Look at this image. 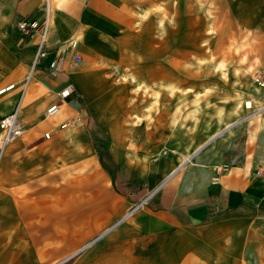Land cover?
<instances>
[{"label": "crops", "instance_id": "0c3cea01", "mask_svg": "<svg viewBox=\"0 0 264 264\" xmlns=\"http://www.w3.org/2000/svg\"><path fill=\"white\" fill-rule=\"evenodd\" d=\"M46 15V0H0V88L17 84L0 96V115L18 104L38 52V34L23 35L17 24L42 23ZM174 15L175 0H50V54L29 83L43 91L21 105L28 133L0 162V232L6 228L8 241L17 226H41L50 227L41 234L48 241L80 246L102 235L80 264H264V177L255 174L264 169V120L258 130L221 134L196 155L200 163L182 159L189 157L186 139L183 150L159 157L160 145L176 146ZM139 47L160 64L146 78L167 81L152 93L153 121L128 120L123 115L134 109L116 95L120 67L136 62ZM57 55L65 69L53 78L48 64ZM73 55L82 58L77 69ZM130 79L145 78L132 72ZM67 85L73 94L62 101L57 92ZM53 103H61V115L45 125Z\"/></svg>", "mask_w": 264, "mask_h": 264}, {"label": "rangeland", "instance_id": "374dc122", "mask_svg": "<svg viewBox=\"0 0 264 264\" xmlns=\"http://www.w3.org/2000/svg\"><path fill=\"white\" fill-rule=\"evenodd\" d=\"M185 1L191 3L190 9H184ZM170 20V36L175 40L176 93L170 122L175 125L176 146L160 145L159 157L183 150L186 139L190 152L182 159H186L185 164L200 163L196 155L226 131L262 128L264 87L255 82V77L264 74V0H175V15ZM163 51L161 48L160 56ZM133 52L136 62L120 67V92L116 95L123 105L128 100V107L134 109L123 115L128 120L153 121L152 93L167 88V81L146 78L160 66L152 62L149 48L139 47ZM132 72L145 79L131 80ZM258 87L263 93H255ZM167 121V113L159 116L161 125ZM189 158L191 161H187ZM46 228L44 232L50 227ZM39 232L42 229L37 226H17L15 240L8 241L6 228L1 231L0 264H80L102 238L80 246L69 239L48 241Z\"/></svg>", "mask_w": 264, "mask_h": 264}, {"label": "built area", "instance_id": "2783aa9c", "mask_svg": "<svg viewBox=\"0 0 264 264\" xmlns=\"http://www.w3.org/2000/svg\"><path fill=\"white\" fill-rule=\"evenodd\" d=\"M50 0H46L47 5V15L46 18L42 23L36 21H29L24 19L17 24L18 30L26 36L31 34L37 33L40 40L38 45V52L34 58V61L31 65V69L29 74L27 75L26 79L24 80V88L21 91L20 100L14 110L6 115H0V162L3 158V155L8 146L13 144L14 142L18 141L19 139L23 138L27 133V125L24 123L21 115V103L23 96L26 92V87L29 85L31 80L33 79L34 73L36 70L42 66L45 59L49 56V51L46 49L47 43V36H48V26H49V16H48V9H49ZM69 47L74 49L77 47V42L73 41L69 43ZM64 58L62 55H57L55 58L50 60L48 64V72L51 77L57 78L62 72H64L65 65H64ZM82 62V58L78 55H73L72 62L70 67L72 69H77ZM255 82L264 87V74L260 73L256 75ZM16 83L8 84L2 86L0 88V96H3L16 88ZM73 94V87L71 85H67L66 87L62 88L57 92L58 97L60 100L65 101L69 99ZM61 111V103H53L51 104L46 110V117H53ZM67 125V122L62 123L60 127L64 128ZM45 139L51 138V131H46L43 135ZM187 161H191L190 158ZM226 167H218L216 168L217 174H221L223 171H226ZM255 174L257 176L264 177V169L263 170H256ZM158 188L154 191L156 192ZM148 194L145 196L141 201H139L128 213L127 216L132 215L135 211L142 208L147 202L149 201L150 197L153 193ZM65 262V261H64ZM62 262V263H64Z\"/></svg>", "mask_w": 264, "mask_h": 264}, {"label": "bare ground", "instance_id": "6f19581e", "mask_svg": "<svg viewBox=\"0 0 264 264\" xmlns=\"http://www.w3.org/2000/svg\"><path fill=\"white\" fill-rule=\"evenodd\" d=\"M154 4V3H153ZM153 6V5H152ZM161 8H163V7H161ZM158 11V10H157ZM163 11H164V9H163ZM162 11V12H163ZM145 13V12H144ZM147 16V15H146ZM145 16V17H146ZM164 16V15H163ZM163 20V19H162ZM212 31V30H211ZM245 61V60H244ZM243 63V62H242ZM244 66V65H243ZM36 76V75H35ZM37 85H38V83H37ZM22 86V85H21ZM20 86V87H21ZM23 88V87H22ZM261 88V87H260ZM259 87L258 88H256L255 89V93H263V90H261ZM39 90H42V87L40 86H35V85H28L27 86V89H26V92H25V96L23 97V99H22V103H21V105L22 106H24L27 102H30V101H28V99H29V96L32 94V93H38L39 92ZM45 90V89H44ZM18 91V90H17ZM43 91V90H42ZM47 91V90H46ZM46 91H44L43 92V94L46 92ZM50 91V90H49ZM11 93V92H10ZM37 95V94H36ZM42 96V95H41ZM37 98V97H36ZM33 100V99H32ZM69 105H71V104H69ZM247 105L248 106H250L251 105V102H248L247 103ZM258 105V104H257ZM259 106V105H258ZM73 112V111H72ZM60 115H61V111L58 113V114H56L55 116H53V117H47V120H44L45 122H44V124L45 125H50V123L51 122H54L55 123V119H57L58 117H60ZM40 124V123H39ZM58 125V124H57ZM35 128V127H34ZM260 131V130H259ZM262 131V130H261ZM28 133V132H27ZM27 133L25 134V136L27 135ZM24 138V137H23ZM47 177V176H46ZM48 179V178H47ZM47 221H49V220H47ZM30 228H32V226H29ZM37 227H39V226H37ZM54 227V226H53ZM40 228H41V226H40ZM32 230V229H31ZM40 233V232H39ZM44 232H41L40 234H43ZM32 234V233H31ZM56 235H58V234H56ZM30 236V235H29ZM40 236V235H39ZM54 236V235H53ZM39 239H40V237H39ZM38 239V240H39ZM34 240V239H33Z\"/></svg>", "mask_w": 264, "mask_h": 264}]
</instances>
